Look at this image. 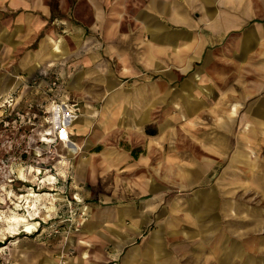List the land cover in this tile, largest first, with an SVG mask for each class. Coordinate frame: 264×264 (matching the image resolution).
Masks as SVG:
<instances>
[{"label": "crops", "instance_id": "crops-1", "mask_svg": "<svg viewBox=\"0 0 264 264\" xmlns=\"http://www.w3.org/2000/svg\"><path fill=\"white\" fill-rule=\"evenodd\" d=\"M77 1L89 18L0 0V98L57 73L84 101L73 183L115 201L87 238L115 242L124 264H264V235L222 224L246 213L240 191L264 201V0Z\"/></svg>", "mask_w": 264, "mask_h": 264}, {"label": "rangeland", "instance_id": "rangeland-1", "mask_svg": "<svg viewBox=\"0 0 264 264\" xmlns=\"http://www.w3.org/2000/svg\"><path fill=\"white\" fill-rule=\"evenodd\" d=\"M49 2L55 9L61 4L68 7V18H89L88 11L87 14L85 11L75 13L77 0ZM89 31H86L87 35H90ZM53 77L56 86L52 84ZM60 79L61 75L57 73H38L27 82L34 86V92L17 90L0 98V264H44L51 259L57 264H72L84 253L89 255L88 261L93 264L108 261L124 264L123 251L115 242L87 238L95 213L115 201L95 200L74 186V166L90 150L85 145V135L79 134L76 128L79 116L86 113L77 111L72 103L82 110L85 103L68 96L64 88L66 81ZM58 109L59 122L63 117L70 121L72 129L64 131L71 143L79 145L77 152H72L70 145L61 139L62 128L56 120ZM237 131L238 136L242 135L240 127ZM50 175L55 179L49 180ZM22 195L31 200V206ZM237 198L244 206L242 209L246 207V213L223 215V227L230 232L229 236L232 233L237 237L242 233L245 235L247 229L249 236L261 238L264 235L261 195L240 191ZM252 211L255 214L251 215ZM13 215L34 218L36 228L30 233L24 232L23 226L10 230L8 218ZM87 239V244L80 243Z\"/></svg>", "mask_w": 264, "mask_h": 264}, {"label": "bare ground", "instance_id": "bare-ground-1", "mask_svg": "<svg viewBox=\"0 0 264 264\" xmlns=\"http://www.w3.org/2000/svg\"><path fill=\"white\" fill-rule=\"evenodd\" d=\"M58 107H60V106H58ZM59 112H60V109H58V111H57L58 115L56 117L58 119H56V120H57L58 125L61 126V128H62V131L60 132L61 139L65 142L66 145H70L72 152H77L78 145L71 143L70 139L68 138V135H66V133L64 131L70 126V121L68 119H66L65 117H63V119H62L63 121L59 122ZM64 113H65V111H64ZM37 171L39 173H41L40 168H38ZM48 178H49V180L55 179L54 175H50V176H48ZM25 195H22L21 197L25 198L26 202H28L29 205L31 206V204H32L31 200L28 197H26ZM31 195L34 196V193ZM33 208L35 209V211H37L36 210L37 209L36 204L33 205ZM30 214L33 215L32 213H30ZM8 220H9L10 230H12V231L16 230V228H18L19 226H23V227H25L24 232L30 233L37 226V222L32 221L30 219H27V217H25V216L13 215V216H10L8 218Z\"/></svg>", "mask_w": 264, "mask_h": 264}, {"label": "built area", "instance_id": "built-area-1", "mask_svg": "<svg viewBox=\"0 0 264 264\" xmlns=\"http://www.w3.org/2000/svg\"><path fill=\"white\" fill-rule=\"evenodd\" d=\"M54 86H56L57 85V81H54L53 83H52ZM57 106H61V105H57ZM61 117L59 116V119H60Z\"/></svg>", "mask_w": 264, "mask_h": 264}]
</instances>
